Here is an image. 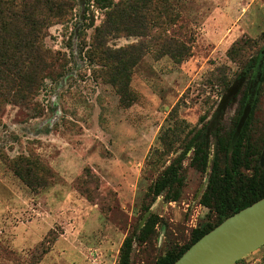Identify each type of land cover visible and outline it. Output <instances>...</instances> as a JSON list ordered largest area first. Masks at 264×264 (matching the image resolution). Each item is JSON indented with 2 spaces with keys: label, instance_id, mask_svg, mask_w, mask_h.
Here are the masks:
<instances>
[{
  "label": "rangeland",
  "instance_id": "rangeland-1",
  "mask_svg": "<svg viewBox=\"0 0 264 264\" xmlns=\"http://www.w3.org/2000/svg\"><path fill=\"white\" fill-rule=\"evenodd\" d=\"M71 1L69 21L52 26L42 41L55 56L54 66L30 100L4 103L0 112V264H118L124 239L151 215L159 219L155 234L145 244H134L130 264H155L186 245L200 224L214 220L200 203L210 168L202 174L189 159L183 164L180 199L151 202L149 186L175 157L154 154L161 148L159 136L174 119L182 122V138L193 128L208 129L223 94L248 60L263 51L264 0H168L163 24L151 32L156 40L151 45H160L149 47L133 70L130 105L97 79L98 70L83 55L82 45L93 33L87 25L92 19L100 25L104 11L93 0ZM151 39L123 35L108 46ZM164 41L185 45L189 57L176 65L161 46ZM239 92L218 128L231 129ZM201 117L205 120L199 123ZM249 136L260 162L264 76ZM18 158L36 161L38 179L45 170L44 187L30 188L18 178L13 169ZM51 238L55 242L48 244ZM237 264H264V246Z\"/></svg>",
  "mask_w": 264,
  "mask_h": 264
},
{
  "label": "trees",
  "instance_id": "trees-1",
  "mask_svg": "<svg viewBox=\"0 0 264 264\" xmlns=\"http://www.w3.org/2000/svg\"><path fill=\"white\" fill-rule=\"evenodd\" d=\"M95 8L104 11V20L95 26L94 20L87 25L93 33L89 42L82 47L84 58L97 69L96 77L110 85L123 103L130 105L134 100L130 90L134 68L141 61L149 47L158 46L151 32L163 24L168 14V0H93ZM71 0H0V112L4 103L28 101L38 91L48 71L55 64V56L45 50L42 41L48 30L57 24L67 23L73 14ZM86 20L85 17H83ZM135 36L141 39L152 38L150 42H140L123 48H111L109 40L120 36ZM264 39V38H263ZM157 41H159L157 39ZM168 57L177 65L189 57L188 48L178 42H161ZM252 47V45H248ZM235 51L233 46L228 55ZM248 77L245 90L241 94L235 120L229 131L216 128L213 133V158L210 162L212 141L206 137L207 128L191 129L182 138V122L174 119L173 126L162 131L158 142L160 149L155 155L174 154L170 164L159 174L148 188L151 202L162 197L165 202L180 199L185 185L183 164L189 165L204 174L210 168L208 182L200 203L214 215L213 221H205L192 231L189 242L183 247L168 251L159 257L155 264H173L202 236L213 230L225 219L264 198V167L259 166L260 151L250 143V124L257 104V94L264 76V48L245 64ZM230 82L223 85L226 90ZM254 93L250 115L230 150V143L242 112ZM254 86V85H253ZM179 106L173 112L179 110ZM205 120L201 117L199 123ZM219 125V123H218ZM210 136V135H209ZM35 160L18 158L14 161V173L28 187H43L47 183L46 173L41 168V176L34 175ZM48 173V171H46ZM249 172V173H247ZM50 175V172L48 173ZM149 206L145 207V211ZM159 219L149 216L140 231L126 237L119 251L118 264H130L134 244H145L155 234ZM51 238L47 243H54ZM42 244H39V247ZM41 252V257L49 253ZM39 262V260H37Z\"/></svg>",
  "mask_w": 264,
  "mask_h": 264
},
{
  "label": "water",
  "instance_id": "water-1",
  "mask_svg": "<svg viewBox=\"0 0 264 264\" xmlns=\"http://www.w3.org/2000/svg\"><path fill=\"white\" fill-rule=\"evenodd\" d=\"M246 79L245 72L227 89L221 97L213 120L207 129L206 137L211 130H216L218 123L223 120L228 107L236 103V96ZM254 85V86H253ZM249 88L251 94L253 84ZM255 94L250 95L233 133L230 150L237 141L250 115ZM210 164V162H209ZM259 165L264 167V148ZM146 219L142 223V227ZM264 246V198L240 210L225 219L213 230L202 236L173 264H237L251 253Z\"/></svg>",
  "mask_w": 264,
  "mask_h": 264
}]
</instances>
